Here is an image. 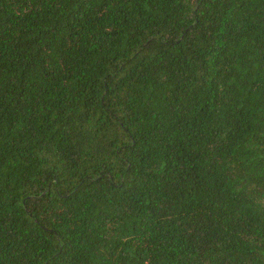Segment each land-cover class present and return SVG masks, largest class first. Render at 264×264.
I'll list each match as a JSON object with an SVG mask.
<instances>
[{"label":"trees","instance_id":"trees-1","mask_svg":"<svg viewBox=\"0 0 264 264\" xmlns=\"http://www.w3.org/2000/svg\"><path fill=\"white\" fill-rule=\"evenodd\" d=\"M0 264H264V0H0Z\"/></svg>","mask_w":264,"mask_h":264}]
</instances>
